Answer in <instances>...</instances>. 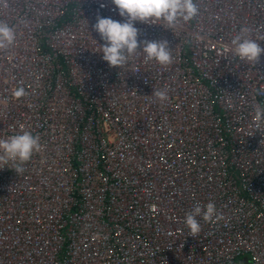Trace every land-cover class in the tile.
Returning a JSON list of instances; mask_svg holds the SVG:
<instances>
[{"label": "built area", "instance_id": "2783aa9c", "mask_svg": "<svg viewBox=\"0 0 264 264\" xmlns=\"http://www.w3.org/2000/svg\"><path fill=\"white\" fill-rule=\"evenodd\" d=\"M195 3L173 31L135 24L168 41L170 65L118 69L92 27L123 21L111 0H0L16 32L0 50V138L42 146L19 175L0 165V264H264V53L255 65L227 48L242 28L264 47V0ZM208 202L220 219L197 217L192 237L185 214Z\"/></svg>", "mask_w": 264, "mask_h": 264}, {"label": "clouds", "instance_id": "9594fccd", "mask_svg": "<svg viewBox=\"0 0 264 264\" xmlns=\"http://www.w3.org/2000/svg\"><path fill=\"white\" fill-rule=\"evenodd\" d=\"M111 2L119 15L124 18L123 21L98 14L92 27L100 40L104 41L103 44L99 43L98 53H102V59L110 67L118 69L138 55H142L145 62L155 61L161 66H167L173 62L172 48L169 47L168 41L140 39V31L135 26L136 22L159 24L173 31L199 14L195 0H111ZM247 32L248 29L242 28L231 39L227 48L239 61L256 65L261 54L264 53V47L247 35ZM15 41L16 32L13 27L0 21V50L10 48ZM25 94L23 86L16 88L13 92L16 98ZM152 94L162 102L168 99L167 90H155ZM253 120L254 131H264L261 128V124H264V106L255 107ZM41 147L40 138L29 131L22 130L7 138H0V165H8L11 162L12 169L19 175L24 172V165L30 161L33 154L41 151ZM197 217H202L205 222L220 219L214 202H208L206 205L197 203L185 214L184 219L189 235L192 237L201 232V224Z\"/></svg>", "mask_w": 264, "mask_h": 264}]
</instances>
